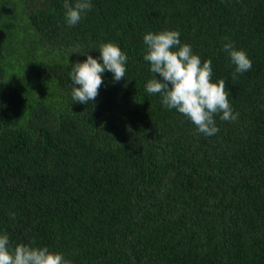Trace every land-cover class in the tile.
<instances>
[{"label":"trees","instance_id":"16d2710c","mask_svg":"<svg viewBox=\"0 0 264 264\" xmlns=\"http://www.w3.org/2000/svg\"><path fill=\"white\" fill-rule=\"evenodd\" d=\"M91 4L69 26L64 0H0V234L69 264H264V0ZM165 30L226 80L238 118L215 135L145 90ZM107 42L126 77L73 102V64ZM228 42L252 60L235 80Z\"/></svg>","mask_w":264,"mask_h":264},{"label":"clouds","instance_id":"9594fccd","mask_svg":"<svg viewBox=\"0 0 264 264\" xmlns=\"http://www.w3.org/2000/svg\"><path fill=\"white\" fill-rule=\"evenodd\" d=\"M65 19L69 26L76 25L82 15L92 7L91 0H64ZM147 51L144 60L149 62L153 78L145 85L150 95L159 94L161 103L168 109H175L187 117L199 132L212 136L219 129L214 119L222 113L223 121H234L238 114L233 113L230 105L226 80L218 82L212 79L211 60L201 61L194 54L191 45L181 43L177 30H165L159 33L149 32L144 35ZM99 58L91 54L83 62L73 64L70 73L75 87L72 89L73 102L87 104L94 102L103 83L102 73H112L119 82L125 78L128 57L121 48L112 43H103L99 47ZM223 50L236 66L232 79L238 73L252 68V60L243 49H236L231 42L223 45ZM102 61V63H101ZM38 94V93H37ZM13 218L14 213L10 214ZM0 264H69L62 253L50 251L47 247H33L18 244L10 247L9 236L0 234Z\"/></svg>","mask_w":264,"mask_h":264}]
</instances>
